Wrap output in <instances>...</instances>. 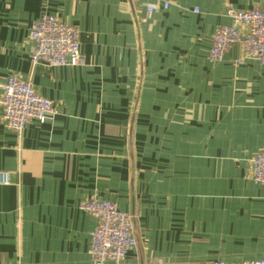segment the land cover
<instances>
[{
    "label": "crops",
    "instance_id": "0c3cea01",
    "mask_svg": "<svg viewBox=\"0 0 264 264\" xmlns=\"http://www.w3.org/2000/svg\"><path fill=\"white\" fill-rule=\"evenodd\" d=\"M168 3L165 7L164 4ZM153 11L149 12L148 7ZM264 0H0V264H91L98 196L135 216V264L264 258V64L208 54L227 10ZM196 10H198L196 12ZM76 26L85 63L34 64L42 13ZM11 74L57 114L19 136L3 120Z\"/></svg>",
    "mask_w": 264,
    "mask_h": 264
},
{
    "label": "built area",
    "instance_id": "2783aa9c",
    "mask_svg": "<svg viewBox=\"0 0 264 264\" xmlns=\"http://www.w3.org/2000/svg\"><path fill=\"white\" fill-rule=\"evenodd\" d=\"M140 1L131 0L133 3ZM148 11H153V7L149 6ZM227 16L231 22L220 25L213 34L209 60L223 61L229 49L238 44L242 47V56L236 61L238 65L249 59L264 64V6L245 11L229 8ZM30 36L35 44L31 54L34 64L44 62L67 67L85 63L79 29L52 14L42 13L33 22ZM2 87L3 120L19 136L31 120L44 124L57 114L54 101L37 93L29 80L11 74ZM249 178L264 184V149L252 158ZM11 183V172L0 170V185ZM78 206L96 220L89 244L91 264H135L128 256L138 244L134 214L96 195L82 198ZM148 264L165 263L158 260ZM208 264L231 263L217 260ZM236 264H264V258Z\"/></svg>",
    "mask_w": 264,
    "mask_h": 264
}]
</instances>
